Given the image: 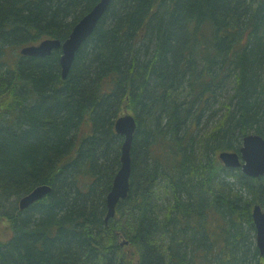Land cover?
I'll return each instance as SVG.
<instances>
[{"label": "trees", "instance_id": "1", "mask_svg": "<svg viewBox=\"0 0 264 264\" xmlns=\"http://www.w3.org/2000/svg\"><path fill=\"white\" fill-rule=\"evenodd\" d=\"M98 1L0 0V213L51 186L11 216L0 264H200L210 248L194 239L208 230L222 238L218 264H264L250 210L264 207V178L218 158L246 133L264 138V0H111L65 79L59 50L19 54L66 39ZM127 111L138 119L131 188L108 227L113 121Z\"/></svg>", "mask_w": 264, "mask_h": 264}, {"label": "water", "instance_id": "2", "mask_svg": "<svg viewBox=\"0 0 264 264\" xmlns=\"http://www.w3.org/2000/svg\"><path fill=\"white\" fill-rule=\"evenodd\" d=\"M110 1L111 0H100L72 27L69 36L63 42L58 39L46 38L37 44L22 46L19 51L20 54L30 57H46L49 56L54 49L60 48L61 56L59 61L61 65V74L63 78H66L76 52L93 32L98 21L105 13ZM135 128V118L132 114L128 113L119 116L114 124L116 133L121 135L123 139L120 149L121 164L114 175L110 190L106 195L107 212L105 220L114 215L117 203L128 196L131 172L130 149ZM218 158L225 167L239 168L242 173L249 177L264 175V138L256 133L246 135L243 138L242 146L238 153L224 150L218 153ZM48 192L49 189L47 185L36 187L29 196L22 199V209L42 198ZM251 217L255 228L257 245L264 254V211L256 205L251 213ZM125 243L127 242L125 241Z\"/></svg>", "mask_w": 264, "mask_h": 264}, {"label": "bare ground", "instance_id": "3", "mask_svg": "<svg viewBox=\"0 0 264 264\" xmlns=\"http://www.w3.org/2000/svg\"><path fill=\"white\" fill-rule=\"evenodd\" d=\"M100 1V0H99ZM98 1V2H99ZM164 1H166L167 3L168 2H170V1H173V0H164ZM97 2V3H98ZM97 3H95L92 7H94ZM109 4H110V2H109ZM108 7H109V5H108ZM107 7V8H108ZM107 10V9H106ZM90 11V10H89ZM88 12V11H87ZM86 12V13H87ZM85 13V14H86ZM84 14V15H85ZM84 15H82V16H84ZM81 16V17H82ZM80 17V18H81ZM80 18L78 19V21L80 20ZM78 21H76V23L78 22ZM75 23V24H76ZM74 24V25H75ZM73 25V26H74ZM72 26V27H73ZM72 29V28H71ZM70 32H71V30H70ZM70 34V33H69ZM92 34V33H91ZM91 34L87 37V39L91 36ZM69 36V35H68ZM67 36V37H68ZM47 38H51V39H58V38H52V37H47ZM44 39H46V38H44ZM67 39V38H66ZM86 39V40H87ZM41 40H43V39H41ZM40 40V41H41ZM59 41H61V42H63L64 40H60V39H58ZM85 40V41H86ZM39 41V42H40ZM84 41V42H85ZM83 42V43H84ZM21 48V47H20ZM20 48H19V51H20ZM232 49V47L230 48V50ZM55 50H59L60 51V54H59V56H58V64H59V67H60V75H61V78L62 79H65V78H63L62 77V74H61V65H60V61H59V58H60V56H61V49L60 48H57V49H54L53 51H55ZM52 51V52H53ZM51 52V53H52ZM77 53V52H76ZM19 54H20V52H19ZM21 55V54H20ZM51 55V54H50ZM76 55V54H75ZM22 56V55H21ZM30 57V56H29ZM47 57V56H46ZM75 58V57H74ZM74 61V60H73ZM73 63V62H72ZM71 68V67H70ZM218 103H216V102H214V103H212L211 105H210V107H209V109L211 110V109H217L218 108ZM209 106V105H208ZM126 113H128V114H132V116L135 118V123H136V128H135V131H136V129H137V127H138V119H137V116L133 113V112H123L121 115H124V114H126ZM121 115H118L115 119H114V121H113V128H114V124H115V121L117 120V118H119V116H121ZM213 122H211V121H209L208 122V124H207V127H205V125H203V123L200 125V126H198V128L196 129V131H194V135H193V140L194 141H199L200 140V137L201 136H203L205 133H207V132H211L214 128H216V125L215 126H213ZM211 126V127H210ZM114 131H115V129H114ZM116 132V131H115ZM252 132H249V133H246L245 135H243L242 137H241V144H240V146L238 147V149H237V151H235V152H239V149H240V147L242 146V141H243V138L246 136V135H249V134H251ZM134 134H135V132H134ZM133 138H134V136H133ZM122 142H123V139L121 138V141H120V149H121V146H122ZM133 142V141H132ZM187 145V144H186ZM177 146V143L176 142H173V143H171V145H169V147L168 148H172V147H176ZM132 147V146H131ZM177 148V147H176ZM222 151H224V150H222ZM130 156H131V149H130ZM119 159H120V157H119ZM120 160H119V166H118V169H119V167H120ZM117 169V170H118ZM131 171H132V159H131ZM117 172V171H116ZM116 172H115V174H116ZM114 174V175H115ZM244 174V173H243ZM245 175V174H244ZM130 176H131V172H130ZM247 176V175H246ZM260 177H263L264 178V175H259V176H256V177H252V178H260ZM114 178V177H113ZM112 181H113V179H112ZM40 185H47V188L49 189V192L46 194V195H44L42 198H40V199H38V200H36V201H34L33 203H31L29 206H27L26 208H23L22 209V207H21V201H22V199H24L25 197H27V196H29L34 190H35V188L36 187H38V186H40ZM130 188H131V184H130V178H129V191H130ZM110 190V189H109ZM81 191H86V188L85 187H82V189H81ZM51 192V186L50 185H48V184H39V185H36L35 187H33V188H31L30 190H28V191H26L25 193H23V194H21L17 199H11L10 200V202H9V205L7 206V208L9 207V209H11V207H12V205H15L14 207H12V212H9L8 214H6V213H0V244H2V245H6L9 241H10V237L12 236V234H13V231H12V228H11V225H10V227H9V225H8V223H9V220H11V216H14L15 215V211L16 210H18V211H23V210H26L27 208H29L30 206H32L33 204H35L36 202H38V201H40V200H42L43 198H45L49 193ZM109 192V191H108ZM128 194H129V192H128ZM107 195V194H106ZM106 195H105V203H106ZM256 205H258L261 209H262V211H264V207H262V205L261 204H259L256 200L254 201V202H251V204H250V210H251V213L253 212V210H254V207L256 206ZM17 207V208H16ZM106 212H107V205H106V211H105V215H104V225L105 226H108L109 227V224L111 223L110 222V220L111 219H113V218H115V216H116V214H117V212H116V210H115V213H114V215L113 216H110L107 220H105V218H106ZM10 224V223H9ZM112 225H114V224H112ZM129 226V225H128ZM128 226H124L123 228H125V229H127V227ZM112 229V232H113V229H114V233H116L117 232V230L115 229V228H111ZM56 234V232L55 231H52V235H55ZM119 235V233H117V236ZM205 239H200L199 237H196L195 239H194V241H195V247L197 248L198 247V249L201 247V245H202V243H203V240H207V243H206V247H209L210 249H209V255H208V257H206V258H204V262H202V263H200V264H218V261H219V259H221L220 258V256L219 255H217V254H215V251L216 250H218V248L220 247V244L222 243V238L221 237H219L218 236V234H216V233H214L212 230H208L207 232H206V234H205ZM104 243L105 244H107V243H110L111 242V240L110 239H108V238H104ZM125 241V240H124ZM253 242V244H251V246H254L256 249H257V251H258V253H259V255L260 256H263L264 254L260 251V249H259V247H258V245H257V242H256V236H255V234H254V237L253 236H251V243ZM121 246H123L122 245V243H121Z\"/></svg>", "mask_w": 264, "mask_h": 264}]
</instances>
